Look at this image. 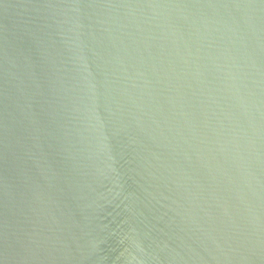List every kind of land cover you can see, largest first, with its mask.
Returning <instances> with one entry per match:
<instances>
[{
  "label": "water",
  "instance_id": "water-1",
  "mask_svg": "<svg viewBox=\"0 0 264 264\" xmlns=\"http://www.w3.org/2000/svg\"><path fill=\"white\" fill-rule=\"evenodd\" d=\"M0 264H264V0H0Z\"/></svg>",
  "mask_w": 264,
  "mask_h": 264
}]
</instances>
